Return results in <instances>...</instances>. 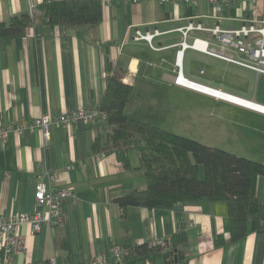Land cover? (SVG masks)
Masks as SVG:
<instances>
[{"label": "crops", "instance_id": "obj_1", "mask_svg": "<svg viewBox=\"0 0 264 264\" xmlns=\"http://www.w3.org/2000/svg\"><path fill=\"white\" fill-rule=\"evenodd\" d=\"M43 1L0 0V22L30 14L31 9L36 14L22 36L0 37V125L30 121L42 114L97 108L107 76L114 75L132 86L125 106L129 116L151 122L152 109L173 108L170 103L178 95H192L209 104L224 103L226 109L231 105L234 112L243 114V118H236V124L244 126L253 137L264 139V114L174 83L181 41L177 28L192 19L237 27L251 11L250 3L236 1L217 19L207 0H199L195 6L180 1L111 0L102 4V19L97 24L51 26L37 17ZM259 2L257 8L262 10L264 2ZM155 28L163 32L154 36L151 44L133 39L135 29ZM197 35L211 39L203 33ZM189 36L191 41V33ZM208 58L221 60L192 48L184 49L183 76L264 105L256 101L255 95L245 98L213 86L216 62ZM232 88L238 91L237 85ZM252 113L263 117L255 118ZM109 129L105 120L90 125L75 120L68 126L52 125L46 140L35 127L21 136L9 132L0 141V217L34 212L35 185L39 181L48 183L50 175L57 178L50 181L51 186L68 191L61 204V224H43L37 231H31L27 223L19 225L25 253H12L11 264H48L53 256L59 264H87L93 254L107 251L110 246L155 240H164L161 251L144 259H126L123 264H264V228L238 241L215 246L219 237H229L223 201L201 199L177 202L170 208H121L114 198L143 189L146 182L143 171L137 168L139 152L135 147L123 152L91 151L94 139H105ZM248 149L259 151L257 146ZM255 193L264 216V176L256 178ZM167 251L171 253L170 261L164 262L162 254ZM173 254L177 256L175 261ZM108 264H116L115 258L109 257Z\"/></svg>", "mask_w": 264, "mask_h": 264}, {"label": "trees", "instance_id": "obj_2", "mask_svg": "<svg viewBox=\"0 0 264 264\" xmlns=\"http://www.w3.org/2000/svg\"><path fill=\"white\" fill-rule=\"evenodd\" d=\"M40 20L55 25L97 24L102 19L101 0H44L38 6ZM36 14L12 16L0 22V37L22 36ZM132 86L118 77L106 78L100 111L110 129L105 137H96L92 152H121L135 147L139 152L138 169L143 171L146 186L114 198L123 209L128 206L170 208L177 202L201 199L223 201L227 206L229 237L218 238L215 246L238 241L249 232L264 228L261 203L255 193V181L264 176V162L235 152L201 143L169 131L149 121L129 116L125 106ZM164 245V244H163ZM163 245L150 243L122 245L123 261L144 259Z\"/></svg>", "mask_w": 264, "mask_h": 264}, {"label": "built area", "instance_id": "obj_3", "mask_svg": "<svg viewBox=\"0 0 264 264\" xmlns=\"http://www.w3.org/2000/svg\"><path fill=\"white\" fill-rule=\"evenodd\" d=\"M48 1V0H47ZM111 0H103L102 4ZM138 2L141 0H131ZM160 2L181 1L187 4L196 5L199 0H159ZM212 5L213 17L219 19L225 13L227 6L238 1L248 2L251 11L241 19L237 27H222L219 22L214 24L205 23L201 20H189L184 26L178 27L181 33V41L178 43L180 49L176 52L175 64L177 67L174 83L207 94L215 99L226 101L244 108L254 110L264 114V110L253 108L249 105L243 106L234 102L230 97L239 100L243 98L223 92L219 89L211 88L185 78L181 72V57L184 49L192 48L203 52L209 56L230 62L237 66L253 71L256 76L264 75V6L262 10L257 8L260 0H207ZM264 2V0H262ZM256 2L257 5H256ZM30 15H34V10H30ZM157 28L153 30L135 29L133 39L145 40L151 44L154 36L162 33ZM191 33V41H188ZM196 33V35H192ZM197 33H203L209 38H204ZM215 40V41H214ZM253 101V100H251ZM254 102V101H253ZM256 103V102H255ZM257 104V103H256ZM261 107L264 105L257 104ZM105 118V114L98 108H80L72 112H61L58 114H42L33 117L30 121H21L17 124L0 125V141H3L9 132L22 135L25 130L39 128L42 137L46 140L50 135V128L54 124L68 126L72 121L82 120L90 125L97 120ZM57 178L50 175L49 182L39 181L35 185L34 212L22 213L8 218L0 217V264H11L10 255L24 254L25 242L19 233V225L27 223L31 231H37L43 224L59 225L63 220L61 204L68 196L65 188H57L50 185V181ZM189 225H193L189 223ZM151 245H165L164 240L149 242ZM105 250V249H104ZM102 250L93 254L87 264H108L109 257H114L116 264H123L124 251L121 246L113 245L107 251ZM48 264H59L53 256L49 258Z\"/></svg>", "mask_w": 264, "mask_h": 264}, {"label": "rangeland", "instance_id": "obj_4", "mask_svg": "<svg viewBox=\"0 0 264 264\" xmlns=\"http://www.w3.org/2000/svg\"><path fill=\"white\" fill-rule=\"evenodd\" d=\"M196 54L205 58L203 54ZM209 60L216 62L214 67L217 70L213 71L215 77L212 76L211 82L213 86H220L245 98L255 95L256 101L264 103V75L257 77L243 67L222 60ZM236 75L238 77H235ZM236 85L238 91L232 88ZM175 99L170 103L173 108L152 109L153 118H149L151 122L201 143L264 162V139L253 137L244 126L236 124V118H243V114L234 112L231 105L226 109L222 105L224 103L209 104L192 95L189 98L178 95ZM251 115L259 119L263 117L257 113ZM251 146H257L259 151L255 149L258 152H250L248 148Z\"/></svg>", "mask_w": 264, "mask_h": 264}, {"label": "bare ground", "instance_id": "obj_5", "mask_svg": "<svg viewBox=\"0 0 264 264\" xmlns=\"http://www.w3.org/2000/svg\"><path fill=\"white\" fill-rule=\"evenodd\" d=\"M188 5H191V4H188ZM191 6H195V5H191ZM230 99L233 100L234 102H238V103L242 104L243 106L249 105V106H251L253 108H256V109L258 108V109L264 110V107H261V106L257 105L255 102H253L251 100H247V99L239 100L236 97H230Z\"/></svg>", "mask_w": 264, "mask_h": 264}, {"label": "water", "instance_id": "obj_6", "mask_svg": "<svg viewBox=\"0 0 264 264\" xmlns=\"http://www.w3.org/2000/svg\"><path fill=\"white\" fill-rule=\"evenodd\" d=\"M170 252L169 251H167V252H164L163 254H162V258H163V260H164V262L166 261H170L169 260V257H170ZM177 256H176V254H173V260L175 261L177 258H176Z\"/></svg>", "mask_w": 264, "mask_h": 264}]
</instances>
